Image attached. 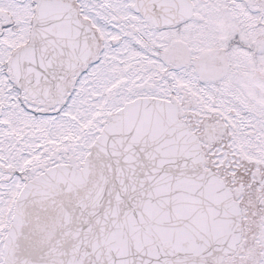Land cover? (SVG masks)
I'll list each match as a JSON object with an SVG mask.
<instances>
[{
    "label": "snow or ice",
    "instance_id": "1",
    "mask_svg": "<svg viewBox=\"0 0 264 264\" xmlns=\"http://www.w3.org/2000/svg\"><path fill=\"white\" fill-rule=\"evenodd\" d=\"M0 264H264V0H0Z\"/></svg>",
    "mask_w": 264,
    "mask_h": 264
}]
</instances>
